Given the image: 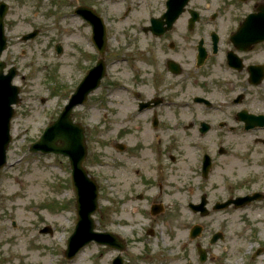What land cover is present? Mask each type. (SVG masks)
<instances>
[{"label":"flooded vegetation","instance_id":"flooded-vegetation-1","mask_svg":"<svg viewBox=\"0 0 264 264\" xmlns=\"http://www.w3.org/2000/svg\"><path fill=\"white\" fill-rule=\"evenodd\" d=\"M71 4L81 32L93 33L86 15L96 13L110 37L104 97L115 107L104 114L101 186L109 214L151 215L155 205L164 214L172 206L164 195L181 187L187 197L199 196L187 206L204 195L211 209L223 201L208 197L216 181L258 178L264 166V30L256 25L264 24V0ZM252 189L253 182L240 185L228 198ZM149 220L154 235V215Z\"/></svg>","mask_w":264,"mask_h":264},{"label":"rangeland","instance_id":"rangeland-1","mask_svg":"<svg viewBox=\"0 0 264 264\" xmlns=\"http://www.w3.org/2000/svg\"><path fill=\"white\" fill-rule=\"evenodd\" d=\"M1 1L8 10L4 18L7 46L0 59L18 69L13 82L20 87V102L11 120L7 163L0 170V264H111L118 250L95 242L86 244L70 261L63 257L76 220L68 161L51 152L28 150L57 116L97 53L87 33L79 31L81 22L70 13L69 0ZM34 29L40 31L35 38L21 40ZM57 44L62 48L60 54L55 51ZM100 85L88 103L73 113L85 127L90 151L85 165L98 182L103 175V113L115 107V101H105L104 81ZM236 182L246 181L225 180L222 187L209 192L210 198L227 197L224 186L232 187ZM249 182H253V189L264 191V173ZM194 198L199 196L187 197L185 188L171 189L163 200L172 206L164 215L156 216L155 234L149 236L145 233L149 214L119 209L108 216V204L101 192L94 216L96 229L118 231L128 240L127 249L121 253L124 264H264V200L242 210L211 211L201 217L186 206L185 202ZM109 219L126 224H112ZM193 224L201 225L202 232L190 239L188 228ZM44 226H50L51 233H40ZM217 231L224 237L211 244L209 239ZM198 246L206 251L204 262L199 261ZM258 247L263 252L251 258Z\"/></svg>","mask_w":264,"mask_h":264},{"label":"water","instance_id":"water-1","mask_svg":"<svg viewBox=\"0 0 264 264\" xmlns=\"http://www.w3.org/2000/svg\"><path fill=\"white\" fill-rule=\"evenodd\" d=\"M6 11V6L0 4V52L5 46V38L3 36L2 18ZM36 33H30L23 37L27 39L33 37ZM104 33H98L93 36L94 43L100 54H103L105 47ZM13 71L0 79V168L6 163V149L10 140L9 136V119L13 112L10 107L12 103L18 102V88L11 86L10 81L13 76ZM104 76V64L102 59L97 61L96 65L87 73L82 80L75 93L71 95L69 103L64 107L58 119L50 124L40 137V140L32 145L35 150L54 151L66 154L70 158L72 166V182L76 191V208L78 221L75 230L69 239L67 257H72L84 244L90 240H95L98 243H107L111 246L122 250L124 247L121 242L110 233L94 232V221L91 214L97 209V186L94 181L87 177L85 170L81 164L84 160L86 149L84 145L83 129L79 124L72 123L71 110L72 107L82 103L86 95L95 89L101 78ZM61 141V146H56L55 143ZM244 198H239L237 203H240ZM228 203L221 205L225 207ZM44 229L42 231H47ZM200 228L195 226L191 230V236H195ZM220 236L215 234L212 242ZM260 250L257 251V253ZM201 258H204V252L201 251ZM113 264H122V259L118 255Z\"/></svg>","mask_w":264,"mask_h":264}]
</instances>
